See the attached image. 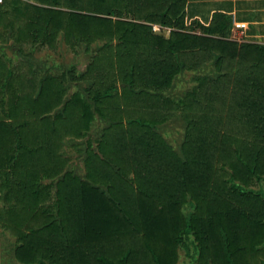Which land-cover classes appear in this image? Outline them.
<instances>
[{"label":"trees","instance_id":"16d2710c","mask_svg":"<svg viewBox=\"0 0 264 264\" xmlns=\"http://www.w3.org/2000/svg\"><path fill=\"white\" fill-rule=\"evenodd\" d=\"M186 2L0 4L17 40L62 39L78 59L59 75L0 59V192L14 200L0 227L18 262L176 264L184 248L195 264H264V45L187 24ZM67 137L84 138V175L64 168Z\"/></svg>","mask_w":264,"mask_h":264},{"label":"crops","instance_id":"0c3cea01","mask_svg":"<svg viewBox=\"0 0 264 264\" xmlns=\"http://www.w3.org/2000/svg\"><path fill=\"white\" fill-rule=\"evenodd\" d=\"M4 10L11 12V8ZM185 12L186 22L189 25L193 22H199L209 26L224 22L227 23L228 27L226 30L231 39L238 42L264 45V0H187ZM10 20L11 17L7 15L0 18V59L10 65H21L18 68L21 72L24 70V61H27L30 67L28 66L26 74H34L33 72L39 74L34 69L37 67L32 65L34 62L31 60H34L33 56H36V52L34 53L35 50L33 49L29 50L31 47L39 45L17 40L16 35L19 31L18 28L22 26V22L15 19V23H10ZM236 22H244L246 23V27L243 29L236 28ZM32 53L33 56H30ZM25 56L27 59L24 58ZM61 152L65 159L64 168L67 170H76L78 173H81L77 168L78 163L69 164L70 162L67 161L65 151L61 149ZM45 181L49 182L48 180ZM1 183L2 180L0 179ZM52 192H54V189ZM53 199V197H50L46 203H52ZM12 202H14L13 199L5 197L0 192V207H7Z\"/></svg>","mask_w":264,"mask_h":264},{"label":"rangeland","instance_id":"374dc122","mask_svg":"<svg viewBox=\"0 0 264 264\" xmlns=\"http://www.w3.org/2000/svg\"><path fill=\"white\" fill-rule=\"evenodd\" d=\"M157 32H160L166 36L170 33L169 27L164 26H156L155 29ZM200 32V31H198ZM35 50L36 56H33V53L30 56H33L34 60L29 57L34 63L32 65L38 71L39 74H54L59 75L66 67L70 66L71 64L75 63L77 59V54L73 51L71 46H69L66 42L62 39L59 41V44L56 48H49V47H42L36 46L31 47L29 50ZM80 50V49H79ZM27 59V57H24ZM27 61H24V64ZM28 63V62H27ZM26 63V65H27ZM29 65V64H28ZM27 65V66H28ZM86 64L81 63L79 64L78 68L79 71H83L85 69ZM193 72L187 71L184 74H181L177 77L175 81V86L172 89V93L174 96H179L184 93V91L191 85V78ZM74 89H70L69 93H72ZM102 124L99 120H96L93 123L92 131L94 133L99 132L101 130ZM184 131V123L179 121H169L166 124L165 128V136L172 143L176 148L181 142V137ZM86 147V143L84 138L77 139L70 137L66 139V142L63 143L62 151H65L67 161L70 162L69 164H77L78 171L81 174L86 173V167L84 164L82 157L83 148ZM257 189L262 188L264 189V183H260L255 186ZM16 245V237L11 232L3 230L0 227V264H22L17 261L14 255V249ZM180 257L176 264H195L193 262V258L188 254V252L183 248L180 249ZM191 254L194 253V247L191 246Z\"/></svg>","mask_w":264,"mask_h":264},{"label":"built area","instance_id":"2783aa9c","mask_svg":"<svg viewBox=\"0 0 264 264\" xmlns=\"http://www.w3.org/2000/svg\"><path fill=\"white\" fill-rule=\"evenodd\" d=\"M4 2H5V0H0V4H3ZM156 26H159V25H155L154 29H156ZM235 26H236V28L243 29V28L246 27V23H244V22H236Z\"/></svg>","mask_w":264,"mask_h":264}]
</instances>
